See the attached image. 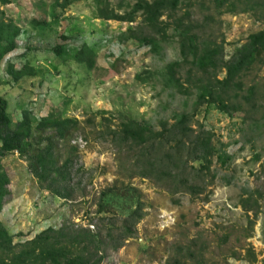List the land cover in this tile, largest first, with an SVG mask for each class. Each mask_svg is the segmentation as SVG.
Instances as JSON below:
<instances>
[{
	"label": "rangeland",
	"instance_id": "1",
	"mask_svg": "<svg viewBox=\"0 0 264 264\" xmlns=\"http://www.w3.org/2000/svg\"><path fill=\"white\" fill-rule=\"evenodd\" d=\"M108 1L123 9L135 2ZM51 3L13 0L0 8V18L20 29L16 49L0 59V96L8 103L12 122L21 119L23 110L36 122L50 112L80 122L67 149L77 150L68 200L41 189L18 154L2 160L10 194L0 211V223L14 236V243L67 223L91 230L100 227L95 212L99 193L130 183L142 195L145 216L135 226L134 236L119 249L108 250L101 264H167L174 258L192 264H264V105L255 122L243 113L229 118L214 107L196 111L195 123L211 131L232 158L226 167L213 162L211 173L199 181L202 193L171 194L161 184L135 177L101 133L107 126H117L119 114L157 131L161 122L171 123L174 114L193 111L195 97L165 88L159 75L177 60V44L171 41L153 54L134 41L118 40L140 18L133 24L102 21L95 17L92 0H73L64 11L55 7L54 20ZM210 4L205 1L204 7ZM206 9L195 10L196 19L210 12ZM34 22L45 25L36 27ZM262 29L250 15L224 14L215 16L207 33L216 42L224 41L229 56ZM55 42L62 45L61 56L52 51ZM83 45L95 51L92 70L73 60ZM24 68L27 73L14 82L11 73ZM254 75L264 98V68ZM242 201H249L246 207L251 210L245 212Z\"/></svg>",
	"mask_w": 264,
	"mask_h": 264
},
{
	"label": "trees",
	"instance_id": "2",
	"mask_svg": "<svg viewBox=\"0 0 264 264\" xmlns=\"http://www.w3.org/2000/svg\"><path fill=\"white\" fill-rule=\"evenodd\" d=\"M12 1L0 0V8ZM50 1L54 20L55 7L64 11L73 2ZM92 1L96 5L95 17L102 21L133 24L140 18L135 27L119 36L120 42L134 41L159 54L164 45L174 41L178 58L164 67L160 78L165 88L176 94L195 97L191 113L174 114L172 122H161L157 131L119 114L117 126L105 127L102 137L126 161L125 167L131 166L133 176L161 184L171 194L202 193L199 181L211 173L213 162L226 167L232 158L215 141L211 131L195 123L196 111L214 107L229 118L243 113L252 120L264 105L254 78V73L264 68V29L250 34L229 56L224 41L216 42L207 32L215 16L224 14H247L264 26V0H135L124 9L120 4L113 8L108 0ZM205 1H211L212 13L204 7ZM203 8L209 13L202 20L196 19L195 10L202 12ZM43 25L44 22H34L36 27ZM19 35V28L0 18V59L14 52ZM59 38L65 40L62 35ZM52 51L61 56L62 45L55 42ZM94 57V49L83 45L73 60L92 70ZM25 73L26 68L11 73L13 81L20 80ZM34 122L31 113L23 110L21 119L13 123L8 115V103L0 96V211L10 194V180L2 160L15 153L27 163L28 171L41 189L63 200L71 198L70 181L77 150L67 149L79 131L80 122L54 112ZM247 202L240 203L245 212L251 210L247 209ZM96 205L100 227L94 230L67 223L14 243V236L0 223V264H101L108 250L119 249L134 236L135 226L145 214L142 195L130 183L105 188L99 193ZM167 264L192 263L174 258Z\"/></svg>",
	"mask_w": 264,
	"mask_h": 264
}]
</instances>
